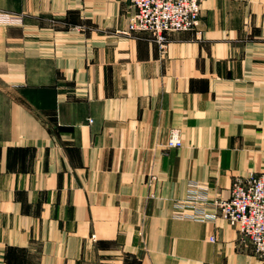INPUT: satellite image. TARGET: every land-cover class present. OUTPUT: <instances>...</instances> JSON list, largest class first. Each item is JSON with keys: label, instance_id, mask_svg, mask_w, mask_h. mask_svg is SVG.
Wrapping results in <instances>:
<instances>
[{"label": "crops", "instance_id": "1", "mask_svg": "<svg viewBox=\"0 0 264 264\" xmlns=\"http://www.w3.org/2000/svg\"><path fill=\"white\" fill-rule=\"evenodd\" d=\"M0 12L23 21L0 26V264H264L222 218L174 217L192 182L226 200L264 174V0H204L164 47L129 0Z\"/></svg>", "mask_w": 264, "mask_h": 264}, {"label": "built area", "instance_id": "2", "mask_svg": "<svg viewBox=\"0 0 264 264\" xmlns=\"http://www.w3.org/2000/svg\"><path fill=\"white\" fill-rule=\"evenodd\" d=\"M203 1L129 0L134 10L130 30L148 33L160 47H164L169 34L199 27ZM21 23L19 16L0 12V26ZM182 146L180 132L172 131L166 147ZM210 206L214 211L209 210ZM175 209L176 219L208 222L222 218L236 226L241 243L252 246L255 255L264 261V174H251L235 180L226 200L211 201L207 190L192 182L186 198L177 200ZM211 241L214 242L215 238L212 237Z\"/></svg>", "mask_w": 264, "mask_h": 264}, {"label": "rangeland", "instance_id": "3", "mask_svg": "<svg viewBox=\"0 0 264 264\" xmlns=\"http://www.w3.org/2000/svg\"><path fill=\"white\" fill-rule=\"evenodd\" d=\"M131 4V3H130ZM132 7V6H131ZM4 13V12H3ZM133 13H134V10H133V7H132V13H131V16H130V18H129V27H128V32H131V33H135L136 31H131L130 30V22H131V19H132V15H133ZM13 15H15V14H13ZM17 16V15H16ZM22 23H23V21H22ZM21 23V24H22ZM21 24H18V25H21ZM18 25H3V26H18ZM194 30H198V28H196V29H192V30H189V31H194ZM185 32H187V31H185ZM197 32H200V31H197ZM139 33H141V32H139ZM256 175H263V174H256Z\"/></svg>", "mask_w": 264, "mask_h": 264}]
</instances>
